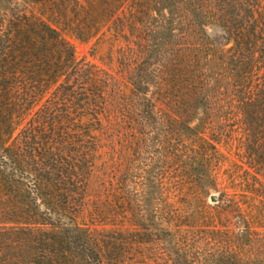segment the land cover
I'll return each mask as SVG.
<instances>
[{"label": "trees", "instance_id": "trees-1", "mask_svg": "<svg viewBox=\"0 0 264 264\" xmlns=\"http://www.w3.org/2000/svg\"><path fill=\"white\" fill-rule=\"evenodd\" d=\"M63 32L108 35L123 81ZM153 236L264 264V0H0V264H127Z\"/></svg>", "mask_w": 264, "mask_h": 264}, {"label": "rangeland", "instance_id": "rangeland-1", "mask_svg": "<svg viewBox=\"0 0 264 264\" xmlns=\"http://www.w3.org/2000/svg\"><path fill=\"white\" fill-rule=\"evenodd\" d=\"M64 38L73 46L75 56L78 60H83L85 62L91 63L101 69H105L110 72L113 76L118 78L120 81H123L122 76L119 74V69L117 65V43L113 44L109 41V36L107 35L105 39H99L98 37L91 39L87 42H82L74 38L70 33L63 32ZM113 40V39H110ZM121 89L126 91L124 83L121 84ZM241 133L232 134L233 141L230 143L220 142L217 145L220 153L226 158L224 167L221 168L219 176L217 179V187L220 191L224 189L226 186L225 175H223V170L227 167H230L231 164H240V157L243 155L242 147H241ZM228 137H226L227 139ZM145 159V157L143 158ZM186 191V195L188 191V186L185 185L183 187ZM194 189H192V192ZM191 192V191H190ZM216 197L219 196V193H212ZM208 206V208H213L217 202H212L210 197H206L203 199ZM180 206L181 213L188 217L190 213L197 215L199 211L203 210L200 206L191 205L189 203V196L180 198L178 203ZM88 223V222H83ZM121 230L123 229H135L130 223L125 222L121 224ZM106 229L111 228V226H106ZM159 237V236H158ZM158 237L153 236L151 239H156ZM124 238V237H123ZM161 238V237H159ZM126 241L124 243V251L125 254L122 256L126 260L127 264H171L170 257L168 256L167 249L169 245L168 241L161 238V241H156L153 244H149L148 246L140 245L138 242H133L131 245V241H134L136 238L125 237ZM139 241V240H138ZM208 264V263H207Z\"/></svg>", "mask_w": 264, "mask_h": 264}, {"label": "water", "instance_id": "water-1", "mask_svg": "<svg viewBox=\"0 0 264 264\" xmlns=\"http://www.w3.org/2000/svg\"><path fill=\"white\" fill-rule=\"evenodd\" d=\"M210 200H211L212 202H216V201H217V197L213 195V196L210 197Z\"/></svg>", "mask_w": 264, "mask_h": 264}]
</instances>
